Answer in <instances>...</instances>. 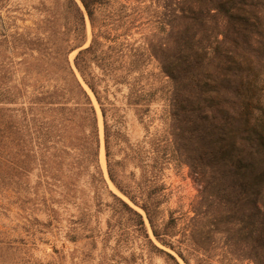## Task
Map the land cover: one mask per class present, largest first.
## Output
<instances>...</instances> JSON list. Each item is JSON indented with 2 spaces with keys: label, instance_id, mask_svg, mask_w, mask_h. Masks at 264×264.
<instances>
[{
  "label": "trees",
  "instance_id": "trees-1",
  "mask_svg": "<svg viewBox=\"0 0 264 264\" xmlns=\"http://www.w3.org/2000/svg\"><path fill=\"white\" fill-rule=\"evenodd\" d=\"M80 1L83 6L79 0H53L59 30L50 39L52 47L40 43L37 34L12 33L6 25L1 27L0 172L5 175L0 186L20 192L24 179L35 170L49 189L66 185L55 167L61 164L55 152L58 125L42 117L58 111L60 116L76 119L71 124L78 133L77 170L87 173L91 184L109 188L100 164L98 111L85 83L103 114L110 179L144 209L162 244L176 250L186 264H202L200 254L193 256L181 245H175L169 221L164 228L159 225L166 187L158 185L154 166L144 162L140 154L137 156L143 168L140 194L126 185L121 174L119 165L123 160H116L113 151L114 140L121 132L114 124L118 121L117 107L110 91L111 85H126L127 103L139 116L147 115L152 103L162 102V116L169 118L170 138L166 142L172 148L166 163L188 164L205 183L203 193L207 198L234 197L235 206L241 205L245 210L242 196L254 195V220L249 226L254 239L252 254L258 264H264V259H259L264 257V203L260 202L262 192L258 187L264 182V0ZM86 15L92 26V40L78 52L73 65L70 53L87 41ZM145 24L153 26L160 36L157 50L132 40L134 30ZM22 43L51 50L53 70L38 75L54 80L53 86L42 85L27 94L28 85L16 78L12 70V56L1 51L2 47L13 51ZM154 59L157 72L147 70ZM13 111L21 114L14 115ZM66 126L63 124L61 129ZM151 159L157 160L153 156ZM63 191L70 195L72 188L66 185ZM109 192L146 228L140 212L121 196ZM224 211L230 212L231 208ZM200 215H187L190 222L184 234L194 243L198 227L192 222ZM215 227L218 228L217 222ZM149 241L175 264H182L175 255L156 246L150 238Z\"/></svg>",
  "mask_w": 264,
  "mask_h": 264
},
{
  "label": "rangeland",
  "instance_id": "rangeland-1",
  "mask_svg": "<svg viewBox=\"0 0 264 264\" xmlns=\"http://www.w3.org/2000/svg\"><path fill=\"white\" fill-rule=\"evenodd\" d=\"M52 2L53 0H2L0 33L4 24L12 33H28L31 36L37 34L41 39L40 43L52 47L50 39H54V31L59 30L55 24L56 12ZM86 22L87 41L82 47L88 46L92 40V26L88 15ZM159 37L153 26L145 24L134 30L132 40H137L145 48L157 50ZM80 48L70 53L73 65ZM1 51L3 55L8 53L12 56V70L16 78L28 85L25 88L28 95L36 92L42 85L55 84L54 80L48 81L43 75H38L39 72L43 74L53 70L49 54L51 50H44L38 45L28 47L22 43L16 45L13 51H7L3 47ZM156 63L154 59L147 70L157 72L159 68ZM84 85L98 111L100 164L109 188L91 184L87 173H79L76 168L75 157L79 151L75 149V144L78 133L76 126L74 128L71 124L75 123V116H60L58 111L42 116L54 120L58 125L59 144L55 152L61 164L55 167L59 168L63 184L71 186L72 193H64L66 185L49 189L40 181L37 170L24 179L25 186L20 192L0 186V264H175L159 252L149 238L156 246L172 253L182 264H186L176 250L162 244L155 237L144 209L124 195L110 179L103 114L95 95L85 83ZM128 93L129 87L126 85L121 88L111 85L110 98L117 107L118 121L114 124L121 132L114 140L113 151L116 160H123L119 169L126 185L137 194L143 192V168L138 161L139 157L137 158L140 154L145 159L144 162L154 166L158 185L165 184L159 225L164 228L168 221L171 223L169 230L175 233L172 241L176 246L181 245L186 249L185 252L193 256L200 254L202 264H258L252 254L254 239L249 232V226L254 220V195L242 196L241 203L245 204V210L241 205L235 206L234 197L223 195L217 199L207 198L203 193L205 183L188 164L177 166L174 161H165L171 155L172 148L166 142V138H170L169 118L162 116V102L152 103L148 114L139 116L135 108L127 103ZM13 112L14 115L21 114L20 111ZM52 113L54 116H50ZM113 121L114 119L111 122ZM63 124L67 126L61 129ZM152 156L157 159L155 162L151 159ZM2 175L5 174L0 172V182L4 178ZM258 187L262 192L260 202L264 203V182ZM109 190L121 196L143 215L146 228L141 225L140 218L115 199ZM229 208L230 212L224 211ZM197 212L202 216L192 222L194 227H198L195 244L184 234V229L190 222L187 215L196 217ZM194 248L199 251L193 250ZM259 259L263 260L264 257Z\"/></svg>",
  "mask_w": 264,
  "mask_h": 264
},
{
  "label": "water",
  "instance_id": "water-1",
  "mask_svg": "<svg viewBox=\"0 0 264 264\" xmlns=\"http://www.w3.org/2000/svg\"><path fill=\"white\" fill-rule=\"evenodd\" d=\"M80 1V0H79ZM80 3L82 4V2L80 1ZM82 6H83V4H82ZM82 48H84V47H82ZM82 48H80V49H82Z\"/></svg>",
  "mask_w": 264,
  "mask_h": 264
},
{
  "label": "bare ground",
  "instance_id": "bare-ground-1",
  "mask_svg": "<svg viewBox=\"0 0 264 264\" xmlns=\"http://www.w3.org/2000/svg\"><path fill=\"white\" fill-rule=\"evenodd\" d=\"M73 55H74V53H73ZM104 158V157H103Z\"/></svg>",
  "mask_w": 264,
  "mask_h": 264
}]
</instances>
